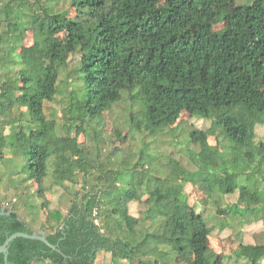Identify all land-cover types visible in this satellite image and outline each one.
<instances>
[{"label":"trees","instance_id":"obj_1","mask_svg":"<svg viewBox=\"0 0 264 264\" xmlns=\"http://www.w3.org/2000/svg\"><path fill=\"white\" fill-rule=\"evenodd\" d=\"M228 1L1 0L0 161L13 174L25 175L17 189L31 181L38 185L46 218L40 229L58 249L18 237L7 262L0 253V264H96L102 252L110 254V264H177L181 252L191 256L181 264H215L222 257L210 242L205 218L210 201L221 216L264 207V193L238 181L248 171V162L240 161L245 150L258 157L251 168L264 180V140L258 151L253 146L256 126L264 125V0H253L244 11L245 5L233 8ZM236 10L242 12L222 30L203 29ZM29 30L33 43L26 46ZM72 54L80 55L73 79L79 87L67 81L73 86L67 106L59 117L48 115L46 103L60 90L46 75L45 61L59 73ZM124 91L138 104L129 119L138 131L158 135L173 128L182 112L212 119L193 157L199 169L172 159L160 175L143 153L133 162L110 159L129 138L119 129L110 157L102 158L101 121ZM78 130L96 142L93 153L79 142ZM189 184L202 193L204 209L189 205ZM48 187L70 196L66 212L45 197ZM237 190L236 203L218 204ZM142 195L149 202L134 216L129 204ZM30 198L21 190L6 207L0 200V246L16 232L37 233L27 218L38 207ZM22 200L28 213L20 211ZM235 252L251 264L264 259L262 244L242 243Z\"/></svg>","mask_w":264,"mask_h":264},{"label":"rangeland","instance_id":"obj_2","mask_svg":"<svg viewBox=\"0 0 264 264\" xmlns=\"http://www.w3.org/2000/svg\"><path fill=\"white\" fill-rule=\"evenodd\" d=\"M253 0H229L227 2L230 7H237L245 5L242 11L251 4ZM1 3V0H0ZM226 4V5H227ZM227 6V8H228ZM60 8H67L66 4L61 3ZM236 10V13L230 11L228 18L219 24L207 25L203 29L210 31H220L226 25L232 23L236 17L242 12ZM238 13V14H237ZM197 29H193L191 34L194 35ZM66 37V36H65ZM24 44L29 46L33 43L32 31L26 32V36L23 39ZM80 65V55L72 54L69 57L68 65L57 71L55 66L48 64L45 61L46 75L59 84L60 92L56 95L54 102L46 103V113L57 114V117L61 116L62 110L67 106L69 101V95L72 87L66 84L67 81L74 80L77 75V69ZM74 87L78 89L79 83L74 84ZM69 92V93H68ZM124 98L116 103L112 109L105 112L101 123L103 124L102 133L104 135L102 142V158L105 160L110 157V150L114 149V144L112 143V136L115 129H119L122 132L128 133V140L120 144L122 150L118 151L116 156L110 157V159L116 158L118 162H122L123 159L128 157V159L133 162L138 158L140 153H143L145 159L148 160V164L154 173H159L160 175L167 173L170 169V161L172 159L179 160L184 166L190 170L199 169L198 160H194L195 153L199 151L200 142V132L209 128L212 124V119L201 118L198 116H192L187 112H182L178 122L171 129L162 131L158 135H152L145 130H135L131 128L130 125V111L134 109L137 111L138 104L132 101L127 91L123 93ZM134 104V107H132ZM60 135L61 132L58 131ZM77 134L78 140L81 143H85L86 147L93 153L96 142L92 139H86L85 133L80 130L75 132ZM264 140V125L256 126V139L254 140L253 146L255 151H258V143ZM215 141L212 140L211 143ZM227 147V146H225ZM231 148L227 147L225 152L228 158H231ZM10 155L9 152H6ZM229 153V154H227ZM247 161V173L242 172L238 177L239 184L248 185L251 191L258 188L264 193V180L258 173H254L251 167H255L258 164V157H248L247 151L245 154L240 156V161L244 163ZM9 163L0 161V200L6 207L8 203H13L17 199V193L21 190L31 193V202L37 205V208L30 210V214L27 216L28 219L33 220L34 226L37 228V233H42L40 225L46 221L45 215L41 213L40 204L43 201L40 195L35 193L37 191L38 185L34 182H27L28 188H25V184L20 185L17 189L20 178H24V174H13ZM229 166V163H227ZM18 170V166L16 167ZM251 171V172H250ZM187 199L189 205H194L196 202L197 209L200 211L202 208L199 203L201 201L202 193L193 187L191 184L187 186ZM240 192L237 190L233 194H227L221 197L218 201L219 205H230L238 201ZM25 196V194H24ZM45 197L53 201V207L55 209H61L66 212L70 196L63 192L62 189L56 188L52 189L48 187L45 192ZM139 201H132L129 204L130 212L134 216H140L142 211L147 207L149 202V197L147 195H142L139 197ZM264 201V195L262 197ZM246 204L242 206L245 207ZM21 213L25 214L28 211H24L23 200L20 202ZM261 204H257L256 207L260 211L254 210L252 214H247L241 216L239 214H223L222 216L217 213V203L215 200H211L208 206L205 208V218L207 219L209 226L211 227L210 242L212 247L217 253L222 257L216 259L215 264H251L249 259L244 254H237L235 251L240 244H262L264 245V207H260ZM264 206V204H263ZM25 216V215H24ZM96 264H110L111 256L107 253L98 254ZM190 254L179 253L176 262L181 264L187 262L190 259ZM174 262V261H173ZM261 264H264V259H262Z\"/></svg>","mask_w":264,"mask_h":264},{"label":"water","instance_id":"obj_3","mask_svg":"<svg viewBox=\"0 0 264 264\" xmlns=\"http://www.w3.org/2000/svg\"><path fill=\"white\" fill-rule=\"evenodd\" d=\"M18 237H24L28 239H39L46 243L48 246H50L53 249H58L57 246L53 245L52 243L49 242V240L45 237L43 233H34V234H29V233H24V232H16L12 235H10L5 242L0 246V253H3L5 255V261H8V256H9V247L10 244L12 243L13 240H15Z\"/></svg>","mask_w":264,"mask_h":264}]
</instances>
